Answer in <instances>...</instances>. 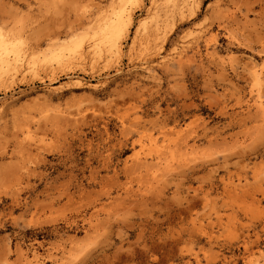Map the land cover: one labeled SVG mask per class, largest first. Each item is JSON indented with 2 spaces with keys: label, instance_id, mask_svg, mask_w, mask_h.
<instances>
[{
  "label": "rangeland",
  "instance_id": "374dc122",
  "mask_svg": "<svg viewBox=\"0 0 264 264\" xmlns=\"http://www.w3.org/2000/svg\"><path fill=\"white\" fill-rule=\"evenodd\" d=\"M117 1L0 0V264H264V0Z\"/></svg>",
  "mask_w": 264,
  "mask_h": 264
},
{
  "label": "bare ground",
  "instance_id": "6f19581e",
  "mask_svg": "<svg viewBox=\"0 0 264 264\" xmlns=\"http://www.w3.org/2000/svg\"><path fill=\"white\" fill-rule=\"evenodd\" d=\"M124 1L125 0H118L117 2L119 3V4H121V5H123L124 4ZM153 0H151V2H152ZM161 1V0H160ZM133 2L134 3H141V0H133ZM164 3H165V5H166V7L169 9V11L171 10L170 8H173L174 6H175V0H164L163 1ZM163 3V4H164ZM160 4V3H159ZM132 15H133V13H132V11H127V10H123L122 8H117V7H112V8H110V9H103L102 7L100 8V10H99V13L95 16V18H94V22H93V29H92V32L94 33V35H95V37L97 38V40H98V42H97V44H100V45H102V46H113L117 51L118 50H120V45L122 44V40L123 39H125L128 35H129V28H130V25L131 24H133V19H132ZM152 23V22H151ZM157 23V22H156ZM155 24V23H154ZM158 25V24H157ZM155 27L156 26H154L153 24L151 25H148V27H146V28H144L143 29V32H145L146 34H151L152 32H154V30H155ZM157 28H158V26H157ZM160 28V27H159ZM137 30H135L134 31V33L136 32ZM156 32V31H155ZM157 32H159V31H157ZM140 34V33H139ZM146 34L144 35V34H142L141 33V37L142 36H145V38H146ZM155 35H156V33L154 34V37H155ZM148 36H150V35H148ZM152 36V35H151ZM151 36H150V38L149 39H151ZM36 37H38V41L37 40H33L32 39V41H33V43H35V44H37V45H39L41 42H42V38L40 37V35L38 36V35H36ZM135 37V36H134ZM153 37V38H154ZM40 38V39H39ZM34 39H37V38H34ZM148 39V40H149ZM88 47H95V45H94V43H92V44H89V46ZM213 51V50H212ZM215 54V53H214ZM206 55V54H205ZM178 56V57H177ZM176 57H177V60H180L181 59V55L179 54V55H176ZM13 59H17V57L16 56H13ZM168 61H170L168 58L167 59H165L164 61L163 60H161V61H159L158 63L159 64H164V63H166V62H168ZM15 62V61H14ZM9 65L11 66V65H13V62H10L9 63ZM250 70H252V72H251V74H252V76H253V78L255 79V81L256 82H253L254 80L252 79V84L253 83H258V85H260L261 84V82H262V80H260L261 78H262V75H264L263 73H264V64H262V62L261 63H253L252 64V67H251V69ZM257 80H259L258 82H257ZM256 87V86H255ZM258 87H260V86H258ZM258 89V88H257ZM259 90V89H258ZM258 94H259V92H258ZM256 96H257V93H256ZM258 97V96H257ZM257 102H256V106H255V108H257V110L261 113H259L260 115H262V116H264V104L261 102V99H260V97H258L257 98V100H256ZM253 104H255V103H253ZM184 140V139H183ZM172 141V140H171ZM170 141V142H171ZM174 141V140H173ZM154 142V141H153ZM167 142H169L168 140L167 141H165V144H166V147L168 146L167 145ZM175 142H179L178 140H175ZM182 143V141L180 142V145H186L185 143H184V141H183V144H181ZM187 143V142H186ZM160 144H161V142H160ZM171 144H173V143H171ZM178 144V143H177ZM189 144V143H188ZM149 145V144H148ZM147 145V146H148ZM152 145H154V144H152ZM151 146V144L148 146L149 147V150L148 151H151L152 150V148H153V150L156 152V148L155 147H150ZM161 146H163V145H160V148H161ZM178 146V147H177ZM181 146V147H182ZM183 146V147H184ZM147 147V148H148ZM164 147V146H163ZM170 148H171V145L169 146ZM169 147H167L168 149H169V151L171 150V149H173V146H172V148L170 149ZM179 148V145H176V143H174V150L175 149H177V148ZM180 147V148H181ZM182 147V148H183ZM186 147V146H185ZM188 147H190V149H192L191 148V146L190 145H188ZM147 148H146V150H145V152H147ZM155 148V149H154ZM182 148H181V150H182ZM158 150H159V148H157ZM166 149V148H165ZM168 149L166 150V152L168 153ZM183 149H185V148H183ZM189 149V150H190ZM154 151H151V152H153V154L155 153ZM162 151H163V148H162ZM176 151H179L178 149L176 150ZM158 152H160V151H157V153ZM164 153H163V155L165 154L166 155V152H165V150L163 151ZM182 151H179V152H177V153H179V155H176L175 156V154L174 153H176V152H174L173 153V150H171V152L170 153H173L172 154V157H173V155H174V162H176L175 161V157H176V159H177V156L179 157V159L180 158H182L183 157V153H181ZM183 152H185V150L183 151ZM190 152H192V150H190ZM190 152H188V153H190ZM143 153V152H142ZM150 153V152H149ZM156 153V158L158 157V156H162L163 157V155H162V152H160V153H158L157 154ZM148 153H146V155H147ZM160 154V155H159ZM180 154H181V156L182 157H180ZM155 155V154H154ZM158 155V156H157ZM168 155V157H170V154L168 153L167 154ZM190 155V154H189ZM140 156V155H139ZM143 156V158L144 159H146L144 156H145V153L142 155ZM185 156V155H184ZM168 157L166 156L165 158L166 159H168ZM161 158V157H160ZM184 158V157H183ZM186 158V157H185ZM185 158L183 159V160H185ZM155 159V158H154ZM170 159H171V157H170ZM169 159V160H170ZM157 160V161H156ZM156 160H154V162L156 161V162H159L158 160L159 159H156ZM161 161H162V159H160ZM172 160V159H171ZM180 160H182V159H180ZM139 161V160H138ZM137 161V162H138ZM165 161H167V160H165ZM173 161V160H172ZM137 162H136V164H137ZM139 162H143V160H141V161H139ZM145 163H151V161H144ZM138 163L137 165H142V164H144V166L146 165L145 163ZM154 163V164H156L157 165V163ZM159 164H160V162H159ZM158 164V165H159ZM168 164H170V163H168ZM168 164L166 163V167L168 166ZM149 165V164H148ZM143 166V165H142ZM147 166V165H146ZM146 166H145V168H146ZM162 167H163V165H161ZM171 166H173V165H171ZM141 167V166H140ZM160 167V166H159ZM168 167H170V165L168 166ZM144 168V167H143ZM171 168V167H170ZM169 168V169H170ZM172 169H173V167H172ZM28 257V256H27ZM30 263H32V264H45L44 262H43V259L42 258H40V256L36 253V252H33V253H31L30 254ZM256 263H258V261L256 262ZM264 263V262H263ZM53 264H61V263H58V262H55V263H53Z\"/></svg>",
  "mask_w": 264,
  "mask_h": 264
}]
</instances>
